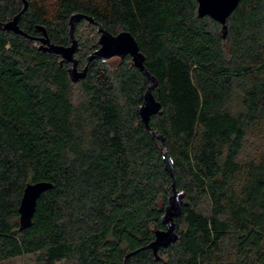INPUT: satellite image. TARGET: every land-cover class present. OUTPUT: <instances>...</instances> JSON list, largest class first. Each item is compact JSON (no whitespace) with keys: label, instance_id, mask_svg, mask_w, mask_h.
Listing matches in <instances>:
<instances>
[{"label":"trees","instance_id":"trees-1","mask_svg":"<svg viewBox=\"0 0 264 264\" xmlns=\"http://www.w3.org/2000/svg\"><path fill=\"white\" fill-rule=\"evenodd\" d=\"M26 1L23 36L2 28L23 2L0 0V264H124L148 246L172 194L162 140L183 194L178 240L127 264H264V0H240L225 38L196 0ZM77 14L92 23H75L87 67L73 83L38 39L69 46ZM98 28L130 33L154 81L130 56L87 65ZM39 182L51 187L22 228L23 190Z\"/></svg>","mask_w":264,"mask_h":264},{"label":"water","instance_id":"water-1","mask_svg":"<svg viewBox=\"0 0 264 264\" xmlns=\"http://www.w3.org/2000/svg\"><path fill=\"white\" fill-rule=\"evenodd\" d=\"M23 2V8L19 14H17L12 20H8L4 23L2 28L5 31H10L18 35H24V33L19 29L18 22L20 16L27 9V1L21 0ZM240 0H196L197 2V14L199 18L209 17L214 22L219 23L224 30L223 38L226 36V21L236 9ZM69 20V36L71 39L69 46H58L50 44L45 31L42 28L39 30L42 36L38 39L39 50L47 52L49 54L57 55L61 57L62 62L71 64L68 68V76L71 82L77 83L80 81L86 73V67L80 72L78 71L79 60L74 58L78 50L77 41L74 39L75 23L82 19L87 20L92 23V20L86 16L77 14L70 16ZM98 38V48L91 52L86 58V64L88 65L92 60H100L101 62H106L112 58L124 59L126 56H130L133 65L139 69L144 75L147 76L152 82L153 78L149 76L144 67L145 58L143 54L139 51V47L135 42L132 35L128 32H121L117 35H112L109 32L103 30L102 28L97 29ZM153 85H151L144 95L143 104L139 107V116L143 124L149 129L150 118L156 115L160 110V104L152 96L151 91ZM152 134L158 137L155 131ZM163 147L165 148L164 140H162ZM163 148V161L165 164L166 172L171 176L173 180L172 184V194L168 197V205L165 208V214L161 219L162 225L165 227L164 230L156 231L154 233V240L145 248L150 249L154 256H157L159 249H166L171 244L178 240V235L175 233L174 219L178 218L183 209V194L177 193L175 187V179L173 178V165L169 159L165 149ZM51 187V184L45 182H39L34 184H29L24 188L22 198L20 200L18 213L20 219V225L25 228L30 225L31 219L34 215L36 202L40 195L43 194ZM140 248L131 253H127L125 256L124 264H127L129 257L138 253L139 251L145 249Z\"/></svg>","mask_w":264,"mask_h":264},{"label":"rangeland","instance_id":"rangeland-1","mask_svg":"<svg viewBox=\"0 0 264 264\" xmlns=\"http://www.w3.org/2000/svg\"><path fill=\"white\" fill-rule=\"evenodd\" d=\"M3 264H34V258L32 256H25V257L17 258V259H14L12 261H9Z\"/></svg>","mask_w":264,"mask_h":264},{"label":"flooded vegetation","instance_id":"flooded-vegetation-1","mask_svg":"<svg viewBox=\"0 0 264 264\" xmlns=\"http://www.w3.org/2000/svg\"><path fill=\"white\" fill-rule=\"evenodd\" d=\"M98 38H99V35H98ZM98 38H97V42H98ZM70 45V44H69ZM74 58H77L78 60H79V58L77 57V55L75 54L74 55ZM79 64V63H78ZM78 68V70H82V66H79V67H77Z\"/></svg>","mask_w":264,"mask_h":264}]
</instances>
